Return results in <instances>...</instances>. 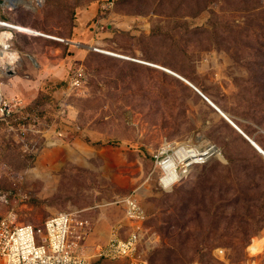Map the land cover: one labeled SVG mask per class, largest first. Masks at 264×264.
<instances>
[{
    "label": "rangeland",
    "instance_id": "374dc122",
    "mask_svg": "<svg viewBox=\"0 0 264 264\" xmlns=\"http://www.w3.org/2000/svg\"><path fill=\"white\" fill-rule=\"evenodd\" d=\"M93 1L0 0V19L42 34L11 32L20 58L1 73L23 107L0 120V219L80 211L107 241L133 195L150 213V264H264V157L178 76L264 149V0H101L81 20ZM79 27L94 41L74 40ZM50 44L76 58L38 82L28 51ZM167 141L219 154L164 191L153 156Z\"/></svg>",
    "mask_w": 264,
    "mask_h": 264
},
{
    "label": "built area",
    "instance_id": "2783aa9c",
    "mask_svg": "<svg viewBox=\"0 0 264 264\" xmlns=\"http://www.w3.org/2000/svg\"><path fill=\"white\" fill-rule=\"evenodd\" d=\"M115 1L106 0L103 10L110 11ZM11 32L22 33L17 25L0 19V120H7L23 107L19 99H7L2 94L1 73L13 68L20 58L16 57ZM36 35L42 34L36 32ZM81 76V73L75 74V83ZM199 94L211 102L200 91ZM58 136L59 141L65 138L62 132ZM212 150L213 147L202 148L186 141L163 143L153 156L160 180L166 174L179 175L177 183L181 182L195 166L208 163L216 155ZM118 204L122 206L124 218L115 225L107 241H90L93 223L80 218L79 212L52 216L41 227L19 225L11 215L4 216L0 219V264H94L99 260L149 264L140 251L149 212L133 195L121 198Z\"/></svg>",
    "mask_w": 264,
    "mask_h": 264
},
{
    "label": "crops",
    "instance_id": "0c3cea01",
    "mask_svg": "<svg viewBox=\"0 0 264 264\" xmlns=\"http://www.w3.org/2000/svg\"><path fill=\"white\" fill-rule=\"evenodd\" d=\"M100 2H101V0H94L92 2V4L86 9L85 13L81 16V20L88 21L89 19H92L96 15H98L99 12L101 11ZM85 30L87 31L86 35H85V33H83ZM85 30H84V28L79 27L78 28L79 32L77 31V33L74 34V37H75L74 40H81L82 37L88 36L87 39L94 41L95 38H94L93 34H94V31L95 32L97 31V29L94 28L93 31L88 30V29H85ZM75 44H77V46H78V43L75 42ZM67 46L68 45H63V44H56V45L50 44L48 47V51H46V52H43V51L39 50L38 48H34V49H31L30 51H28L29 57L31 59H33V62L35 64V69L40 70L39 71L40 79L38 80V82H41L44 77H46L47 80H49V81H58L59 78H62L67 74L68 64L72 63L73 59L76 58V56L73 54L72 55H66V56L64 55V51H66V50L69 52L74 51V49H72V48L68 49ZM74 46H76V45H74ZM43 70H46V73L41 76V73H43ZM8 94L9 95H6V97L10 99L11 93H8ZM218 115L221 116L219 113H218ZM120 207L122 209L121 205H120ZM74 212H79L78 216L80 218H84L81 215L82 212H80V211H74ZM122 213H123V209H122ZM123 218L124 217H122V219L120 221H118L116 224L121 222L123 220ZM104 228H107L110 230L109 226L106 223L101 224V226H99V228H97L96 224H93V231H92V236L90 237V241L91 242L105 241L102 239V235H101V230Z\"/></svg>",
    "mask_w": 264,
    "mask_h": 264
},
{
    "label": "bare ground",
    "instance_id": "6f19581e",
    "mask_svg": "<svg viewBox=\"0 0 264 264\" xmlns=\"http://www.w3.org/2000/svg\"><path fill=\"white\" fill-rule=\"evenodd\" d=\"M14 2H16V1H19V2H22V0H13ZM17 26H18V29L21 31V32H23V33H30V34H36V32L33 30V28H30V27H27V26H23V25H18L17 24ZM56 39L57 40H61L62 41V39H60V38H58V37H56ZM159 68H161V69H163L164 71H166V72H169V73H173V71H171L170 69H168V68H164V67H161V66H158ZM183 81H186V82H189V83H191L190 81H188L187 79H185L184 77H182V76H180V75H178ZM192 84V83H191ZM193 85V84H192ZM194 86V85H193ZM213 103V102H212ZM214 104V103H213ZM215 105V104H214ZM216 106V105H215ZM216 107H218V106H216ZM219 108V107H218ZM220 109V108H219ZM221 110V109H220ZM221 112L225 115H222V117L223 118H225L226 119V121L236 130V131H238L236 128H235V126L230 122V120H232L223 110H221ZM233 121V120H232ZM235 123V122H234ZM236 124V123H235ZM237 125V124H236ZM238 126V125H237ZM241 129V128H240ZM242 130V129H241ZM239 132V131H238ZM240 133V132H239ZM241 134V133H240ZM242 135V134H241ZM243 136V135H242ZM244 137V136H243ZM245 138V137H244ZM246 139V138H245ZM251 140H253V139H251ZM256 144H257V146L259 147V148H261L263 151H264V149L257 143V142H255ZM251 144V143H250ZM254 147V146H253ZM215 149L216 148H213V150L211 151V153H215V154H219V152H218V150L216 149V151H215ZM257 150V149H256ZM257 152H258V150H257ZM259 153V152H258ZM260 154V153H259ZM111 238V234H110V237L107 239V240H109Z\"/></svg>",
    "mask_w": 264,
    "mask_h": 264
},
{
    "label": "water",
    "instance_id": "95a60500",
    "mask_svg": "<svg viewBox=\"0 0 264 264\" xmlns=\"http://www.w3.org/2000/svg\"><path fill=\"white\" fill-rule=\"evenodd\" d=\"M186 82V81H185ZM189 86H191L193 89H195L197 92H199V90L195 87V86H193L191 83H189V82H186ZM221 116L222 115H224L222 112H221V110L218 108V107H216L212 102H210L209 103ZM225 116V115H224ZM230 122L235 126V128L246 138V140H248L250 143H251V145L252 146H254V148L255 149H257L258 150V152L264 157V151L261 149V148H259L258 146H257V144L255 143V141L254 140H251V138L247 135V134H245L244 132H243V130H241L240 129V127L239 126H237L235 123H234V121H232V120H230Z\"/></svg>",
    "mask_w": 264,
    "mask_h": 264
},
{
    "label": "clouds",
    "instance_id": "9594fccd",
    "mask_svg": "<svg viewBox=\"0 0 264 264\" xmlns=\"http://www.w3.org/2000/svg\"><path fill=\"white\" fill-rule=\"evenodd\" d=\"M179 178V175L168 176L166 174L160 180L161 187L164 189V191H171L172 186L178 182Z\"/></svg>",
    "mask_w": 264,
    "mask_h": 264
},
{
    "label": "trees",
    "instance_id": "16d2710c",
    "mask_svg": "<svg viewBox=\"0 0 264 264\" xmlns=\"http://www.w3.org/2000/svg\"><path fill=\"white\" fill-rule=\"evenodd\" d=\"M246 134V133H245ZM248 141V140H247ZM249 142V141H248ZM250 143V142H249ZM257 151V150H256ZM148 260V259H147ZM148 262H149V260H148ZM149 264H150V262H149Z\"/></svg>",
    "mask_w": 264,
    "mask_h": 264
}]
</instances>
